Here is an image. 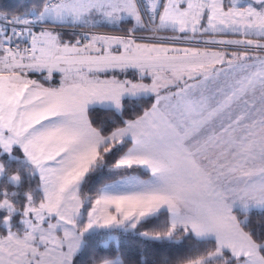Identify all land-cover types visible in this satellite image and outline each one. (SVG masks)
<instances>
[{
    "label": "snow or ice",
    "instance_id": "1",
    "mask_svg": "<svg viewBox=\"0 0 264 264\" xmlns=\"http://www.w3.org/2000/svg\"><path fill=\"white\" fill-rule=\"evenodd\" d=\"M37 7L0 11V264H76L88 236L117 230L145 242L194 240L177 264H264V220L251 219L264 218V59L249 55L264 51V0ZM91 17L134 26L122 36L74 32V42L38 31L86 26ZM138 29L171 30L173 42L245 38L209 39L225 50L202 51L140 43ZM230 46L243 52L229 56ZM129 71L138 81L116 76ZM57 73L55 87L30 78ZM128 102L151 106L128 115ZM98 108L112 113L107 126L90 119ZM105 175L121 179L85 193L89 178Z\"/></svg>",
    "mask_w": 264,
    "mask_h": 264
},
{
    "label": "trees",
    "instance_id": "2",
    "mask_svg": "<svg viewBox=\"0 0 264 264\" xmlns=\"http://www.w3.org/2000/svg\"><path fill=\"white\" fill-rule=\"evenodd\" d=\"M40 3V0H0V11L6 12L9 15L14 14H26L29 12H38L39 8L37 5ZM51 25V24H46ZM132 23L128 20L123 21L118 27H105V31L110 33L124 34L131 29ZM88 27H79L78 29H84ZM94 29V28H91ZM104 31V30H102ZM163 31V30H161ZM147 32L143 29H138L136 34ZM58 33L61 34V38L65 41L72 40L75 41L76 37L73 36V33L60 30ZM151 42H163V43H179L186 44L198 47L208 48L206 45L196 44V43H181L173 41H152ZM217 48V47H214ZM224 48V47H219ZM264 52V51H260ZM150 103H137L135 106L128 102L125 107L128 110V115H135L132 111V108L135 107L136 111L142 113L146 107H150ZM124 119L128 118L126 115ZM90 119L94 120L97 125L101 122H104L107 126L113 119L111 112L97 109L96 111L90 114ZM107 169H105V174ZM139 175V172L137 173ZM98 175V174H97ZM147 176V175H139ZM121 177L108 178L105 175L103 179L89 178L88 183L84 187L85 193L89 191V187L92 188L93 192L95 188L102 186L103 184L112 181V179H118ZM163 217L160 219H154L150 223L145 224L139 229V231H144L145 228L151 229L157 224L163 222ZM253 226H258L264 218L257 215L255 212L251 216ZM115 234V239L108 240L106 245H103L102 242L108 239V236L97 233L91 236H88L85 240V248L79 255V258L76 261V264H92L93 259L100 261L102 259H113L119 257L123 264H177V262L184 256L188 255L189 249L196 246L194 240H184L183 242L177 238L174 241H159V242H145L138 235H133L131 232L123 231H113Z\"/></svg>",
    "mask_w": 264,
    "mask_h": 264
},
{
    "label": "rangeland",
    "instance_id": "3",
    "mask_svg": "<svg viewBox=\"0 0 264 264\" xmlns=\"http://www.w3.org/2000/svg\"><path fill=\"white\" fill-rule=\"evenodd\" d=\"M240 2L241 3H243V4H248V3H253V4H255V2L253 1V0H240ZM257 7H258V5H256ZM128 19L127 18H125L123 21H127ZM123 21H121V22H118L117 24H115V25H112V24H106V23H103L102 22V20L99 18V17H91V18H89V22H88V24L86 25V26H82V27H88V28H86V29H91V28H94L95 30H104L105 31V27H118V26H120L121 25V23L123 22ZM132 23V26H134V21L133 22H131ZM43 25H45V24H43ZM52 26V25H51ZM59 29H67V28H75V29H78L79 27H58ZM58 28H54V29H52V31H54L55 32V30H57ZM162 33H164V34H166L167 36H171L172 37V35H173V33L171 32V30H164V31H162ZM161 32H160V34H162ZM114 33H112V35H108V36H118V35H113ZM124 34H126V33H124ZM124 34H122V35H124ZM140 34H147V32H144V33H140ZM121 35V36H122ZM189 35L191 36L192 34L191 33H189ZM212 37V39H215V40H227V39H232V40H235V39H244L245 37L244 36H241V35H236V36H230V37H227V38H225L223 35H221V34H217V35H215V36H211ZM208 38H210V36H203V37H201L199 34H197L196 35V37L194 38V40L191 42V43H197V41H199L200 43H202L204 40H206V39H208ZM253 39H257V37H254ZM138 42H140V43H159V42H151V41H144V40H138ZM181 43H184V42H181ZM188 43V42H187ZM166 45H171V44H173V43H165ZM176 46H178V47H185V46H192V45H186V44H179V43H177L176 44ZM193 47H198V46H193ZM200 49H202V47H199ZM203 49H207V48H203ZM113 52H116L117 51V49H116V47L114 46L113 47ZM210 50V49H209ZM233 52H238V53H242L243 52V48H240V49H237V48H233V49H231V50H229L228 51V55L229 56H231L232 54H233ZM249 55L255 60V59H262V58H264V52H260V51H258V50H256L255 48H253L250 52H249ZM249 62H251V61H249ZM124 75V77H122ZM126 75L127 74H125V73H122V74H120V79L122 80V78L124 79V78H126ZM42 79H43V77H41ZM31 79H36V78H31ZM37 80H40V79H37ZM55 80H57V83H59L60 82V74L59 73H57V74H55ZM131 80H133V81H138V77L136 76V77H134V79H131ZM51 82H53V80L52 81H47V83L49 84V85H51ZM144 83H151V78L150 77H148V78H146L144 81H143ZM46 83V84H47ZM55 84H56V82H54ZM57 85V84H56ZM59 85V84H58ZM57 85V86H58ZM257 95H259V93H257ZM174 103H175V101H174ZM110 239H115V234L112 232L111 233V236L109 237L108 236V239H106V240H104L103 242H102V244L103 245H106L107 243H108V240H110ZM116 259H117V261H120V262H122L121 261V259L119 258V257H116ZM122 264H123V262H122Z\"/></svg>",
    "mask_w": 264,
    "mask_h": 264
},
{
    "label": "built area",
    "instance_id": "4",
    "mask_svg": "<svg viewBox=\"0 0 264 264\" xmlns=\"http://www.w3.org/2000/svg\"><path fill=\"white\" fill-rule=\"evenodd\" d=\"M42 29H54L52 27H50L49 25H40L38 27V31L39 30H42ZM66 29V28H65ZM60 30H63V29H57L55 31H60ZM67 30H70L72 31L73 33H77L78 35L80 36H83L85 34H88V35H91V34H96V35H103V36H108V35H112V33H107V32H103V31H100V30H95V29H75V28H67ZM113 35H118V36H121L120 34H113ZM138 39H141V40H152V41H161L160 39L158 38H163V41H172L170 38L171 36H165L163 34H160V32L158 33H153V32H149L147 31V34H136ZM175 42H180V41H175Z\"/></svg>",
    "mask_w": 264,
    "mask_h": 264
},
{
    "label": "crops",
    "instance_id": "5",
    "mask_svg": "<svg viewBox=\"0 0 264 264\" xmlns=\"http://www.w3.org/2000/svg\"><path fill=\"white\" fill-rule=\"evenodd\" d=\"M164 31V30H163ZM58 33V32H57ZM162 33V32H161ZM163 35H165V36H167L166 34H164V33H162ZM222 35V34H221ZM225 38H227V37H230V36H236V35H234V34H228V35H223ZM251 38H254V37H251ZM209 39H212V37H210V38H208V39H206V40H209ZM206 40H204V41H206ZM203 45H205V44H203ZM206 46H208V48L207 49H203V48H205V47H203L201 50L203 51V50H208V51H217V50H219V51H224L225 50V48H219V47H224V46H222V45H218V44H209V45H206ZM214 47H217V48H214ZM233 48H235L234 46H230V49H233ZM210 49V50H209ZM262 59H264V58H262ZM120 74H122V73H116V76H117V78L118 79H120ZM127 75H126V78L127 79H129V80H131V79H134V77H136V75L132 72V71H129L128 73H126ZM109 76H111L112 74L111 73H109L108 74ZM42 76H40L39 74H30V78H36V79H40V81L44 84V86L45 87H49V86H52V87H55V86H57L59 83H57V80H55V76H54V78H53V82H51V85H49L48 83H47V81H45L44 79H42L41 78ZM122 77H124V75L122 76ZM101 78L103 79V78H105V76H104V74H101ZM125 79V78H124ZM122 80H123V78H122ZM54 82H56V84L54 83ZM47 83V84H46ZM139 178L140 179H144V180H146V179H148V177L147 176H144V177H142V176H139ZM118 179H121V178H118ZM112 181H110V182H107V183H111ZM106 184V183H105ZM109 260H117L116 258H113V259H109Z\"/></svg>",
    "mask_w": 264,
    "mask_h": 264
},
{
    "label": "bare ground",
    "instance_id": "6",
    "mask_svg": "<svg viewBox=\"0 0 264 264\" xmlns=\"http://www.w3.org/2000/svg\"><path fill=\"white\" fill-rule=\"evenodd\" d=\"M49 26L52 27L51 25H49ZM62 31H67V32L73 33L72 31L67 30V29H63ZM100 31H102V30H100ZM55 32H59V31H55ZM103 32H107V31H103ZM107 33H110V32H107ZM114 34H118V33H114ZM120 35H122V34H120Z\"/></svg>",
    "mask_w": 264,
    "mask_h": 264
},
{
    "label": "water",
    "instance_id": "7",
    "mask_svg": "<svg viewBox=\"0 0 264 264\" xmlns=\"http://www.w3.org/2000/svg\"><path fill=\"white\" fill-rule=\"evenodd\" d=\"M255 2V0H253Z\"/></svg>",
    "mask_w": 264,
    "mask_h": 264
}]
</instances>
